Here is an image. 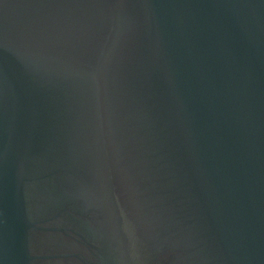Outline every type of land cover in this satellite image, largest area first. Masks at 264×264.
<instances>
[{
	"label": "water",
	"instance_id": "obj_1",
	"mask_svg": "<svg viewBox=\"0 0 264 264\" xmlns=\"http://www.w3.org/2000/svg\"><path fill=\"white\" fill-rule=\"evenodd\" d=\"M0 264H264V0H0Z\"/></svg>",
	"mask_w": 264,
	"mask_h": 264
}]
</instances>
